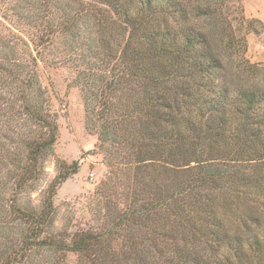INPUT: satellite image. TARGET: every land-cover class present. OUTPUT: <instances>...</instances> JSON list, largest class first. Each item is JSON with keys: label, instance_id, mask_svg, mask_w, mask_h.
Returning a JSON list of instances; mask_svg holds the SVG:
<instances>
[{"label": "trees", "instance_id": "1", "mask_svg": "<svg viewBox=\"0 0 264 264\" xmlns=\"http://www.w3.org/2000/svg\"><path fill=\"white\" fill-rule=\"evenodd\" d=\"M214 2L47 1L62 19L40 24L37 54L50 46L78 68L85 129L108 167L125 160L133 194L102 231L53 237V196L78 171L58 160L40 205H22L58 126L31 52L28 65L6 60L0 81L20 109L0 101V125L10 113L20 126L8 148L0 128V264H65L66 253L76 264H264V89L226 76L232 45L217 37Z\"/></svg>", "mask_w": 264, "mask_h": 264}, {"label": "rangeland", "instance_id": "2", "mask_svg": "<svg viewBox=\"0 0 264 264\" xmlns=\"http://www.w3.org/2000/svg\"><path fill=\"white\" fill-rule=\"evenodd\" d=\"M47 1L50 0H0V34L5 35L8 42L0 43V67L5 66L6 60L8 69H12L13 62L30 64L29 50L37 62L38 84L46 93L50 110L57 119L53 155L45 161L44 173L35 189L23 194L22 205L28 201L33 206L40 205L47 186L57 173L58 160L67 164L78 162L77 173L62 182L53 196L54 222L50 233L58 239L69 240L79 231H102L110 219L119 216L118 211L123 210L124 203L127 206L132 198L133 173L125 160L123 164L108 167L105 157L96 148V136L85 129V103L78 68L65 64L61 55L54 56L50 46L46 49L49 54H37V51L41 52L39 37L48 31L45 28L42 32L40 24H55L62 19L60 13L51 16L52 13L44 11L48 8ZM214 4L220 5L218 18L212 20L216 22L212 24L217 26V37L227 33L232 45V49L225 46L228 55L224 60L226 76L239 86L258 84L264 89V0H215ZM35 5L41 9H34ZM56 36L61 40L59 34ZM249 75L257 77L252 80ZM16 93L17 90L5 87L0 81V101H5L4 111H8V107L12 112L19 111ZM9 114L10 118L0 125L1 135L9 137L1 139L6 148L12 141L18 143L19 138L17 122L20 120L17 114ZM117 160L122 162L120 158ZM65 264H76V255L66 253Z\"/></svg>", "mask_w": 264, "mask_h": 264}]
</instances>
